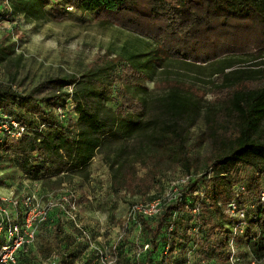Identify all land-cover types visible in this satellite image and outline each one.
<instances>
[{"label":"trees","instance_id":"1","mask_svg":"<svg viewBox=\"0 0 264 264\" xmlns=\"http://www.w3.org/2000/svg\"><path fill=\"white\" fill-rule=\"evenodd\" d=\"M15 13L33 28L46 14L56 22L75 16L111 24L153 41L155 48L108 51L80 77L43 83L59 92L41 101L37 89L24 95L0 85V126L8 124L13 132L16 122L25 129L19 139L0 135V184L10 182L5 174L11 163L30 181L84 178L103 154L115 197L125 190L147 202L160 197L149 195L161 186L163 166L181 167L190 178L178 197L157 216L132 220L150 249L129 256L128 263L172 264L171 251L192 249L207 254L212 264H233L232 241L236 255L249 264L264 261V0H0V20L14 21ZM166 64L206 70V80H198L202 86L180 78L157 81L152 73ZM70 103L76 104L77 118L68 116ZM202 117L205 125L190 144ZM205 144L210 148L205 173L196 176L193 152ZM139 166L144 176L137 174ZM233 201L244 220L228 212ZM56 211L61 214L60 206L40 224L37 238ZM57 219L54 242L42 247L49 255L64 243L65 220ZM34 248L17 253L19 264H32ZM85 264H96L95 256Z\"/></svg>","mask_w":264,"mask_h":264},{"label":"rangeland","instance_id":"2","mask_svg":"<svg viewBox=\"0 0 264 264\" xmlns=\"http://www.w3.org/2000/svg\"><path fill=\"white\" fill-rule=\"evenodd\" d=\"M13 19L14 21L0 20V85L12 86L13 90L24 95L37 89L35 98L39 101L59 92L56 85L49 83L42 86L43 83L57 77H80L91 64L108 51L117 54L123 48H127L128 51L147 53L155 48L153 41L146 38L111 24H101L97 21L83 22L75 16L62 22H56L49 19L46 14L44 22H40L34 28L16 13ZM259 61L246 64V66H253ZM165 66L166 68L156 69L152 73L157 81L165 80V78H180L202 86L198 80H206L208 73L206 70L184 64H174L172 67L166 64ZM147 84L152 87V83ZM73 89L74 86L66 90ZM205 89L209 90L207 87ZM212 98L210 94L206 96L207 100H212ZM75 108V103L67 106L69 117H78ZM58 113L60 118L62 113L60 111ZM64 114L67 116L66 113ZM204 125L205 119L202 117L191 132L190 144H194L199 138ZM209 152L208 144L194 150V174L196 176L205 173V163ZM7 166L9 170L5 176L10 182L8 185L0 184L1 197L11 200L25 195L32 197L42 206L50 203L60 206L61 197L68 194L67 192L76 190L79 222L90 235V239L84 237L72 222L65 221L64 243L61 250L51 255L44 252L42 247L54 242V226L58 224L57 217L60 216V211L59 213L56 211L57 214L53 216L50 223L41 228L35 242L32 264H63V261L64 264H85L91 256H95L98 249L106 248L104 242L108 244L107 247L112 243L117 247L116 252L120 250L123 253L119 255L120 260L117 264H129L131 260L128 257L133 256L146 244V236L137 221H129L127 217L128 205L143 202L145 199L139 195H131L125 190L119 198L115 197L112 189V173L104 162L103 154L93 160L87 170L89 174L87 177L81 178L79 175L72 174L70 179L62 181L60 176L50 180L30 181L16 170V164L11 163ZM166 167V165L163 166L165 177L162 178V183L164 181L163 184L161 183L162 188L155 186L150 197L170 194L173 188L172 183L183 178V168L172 171L166 170ZM136 172L140 176L146 174L140 166L136 168ZM115 203H117L116 207ZM74 229L79 233L76 234L75 243L71 244L67 242L64 233L65 230ZM68 251L72 252L71 255L67 254ZM185 251L182 252L183 254L176 250L171 251V263L212 264L207 254L201 256L199 253L198 256L192 249ZM234 251L237 252L236 249ZM248 261V258L239 257L236 253L232 257L233 264H249ZM251 264H264V261Z\"/></svg>","mask_w":264,"mask_h":264},{"label":"built area","instance_id":"3","mask_svg":"<svg viewBox=\"0 0 264 264\" xmlns=\"http://www.w3.org/2000/svg\"><path fill=\"white\" fill-rule=\"evenodd\" d=\"M3 6L10 9L7 1L4 2ZM12 124L16 129L15 131L12 132L8 124H3L0 126V135L5 132L12 139L21 138L25 129L21 128L16 122H12ZM189 178L190 176L184 175L179 181L172 183V192L168 195L160 196L152 201L128 205V220H135L138 215L151 218L160 214L166 203H170L178 197L179 188L185 184ZM67 193L68 194H65V196H62L60 199V219L72 222L84 237L90 239V235L79 222L76 205V195L78 192L73 190ZM70 200L71 202H69ZM260 202L264 209V190H262L260 194ZM58 206L59 205H54L53 203L42 206L32 197L25 195L21 198L11 200L0 196V238L3 239V244L0 246V264H19L17 253L23 249L25 251L35 244L40 224L46 222L50 212ZM186 208L190 210L189 203ZM192 212L193 214H198L199 209H194ZM228 212L236 218H240L241 220L245 219V212L239 209L237 201H233L228 205ZM239 226L241 225L237 227ZM172 230L173 226L170 227V231ZM235 230H237V228ZM231 246L234 257L236 252L234 251L233 241L231 242ZM116 248V246L110 243L108 247L106 246L104 249H98L95 254V263L117 264L119 253L116 252ZM148 249H150V245L146 244L140 249V253ZM168 252L169 248H166L164 255H167Z\"/></svg>","mask_w":264,"mask_h":264},{"label":"crops","instance_id":"4","mask_svg":"<svg viewBox=\"0 0 264 264\" xmlns=\"http://www.w3.org/2000/svg\"><path fill=\"white\" fill-rule=\"evenodd\" d=\"M78 233L79 232L77 230H75V229L74 230H67V231L65 230V233L64 234L66 235L65 238H66L67 242L69 241V242H71V244H74L75 243L76 234H78ZM104 243H105L106 246L108 245L106 242H104ZM69 247L71 248V245ZM90 258H92V256Z\"/></svg>","mask_w":264,"mask_h":264}]
</instances>
